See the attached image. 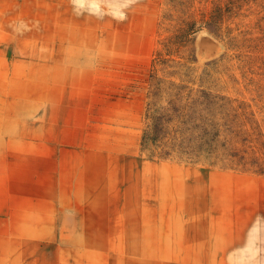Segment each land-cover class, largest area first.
I'll use <instances>...</instances> for the list:
<instances>
[{"label":"rangeland","instance_id":"374dc122","mask_svg":"<svg viewBox=\"0 0 264 264\" xmlns=\"http://www.w3.org/2000/svg\"><path fill=\"white\" fill-rule=\"evenodd\" d=\"M171 85L244 103L217 118L249 132L257 168L143 149ZM87 158L102 173L95 213L68 193ZM195 223H214L207 261L180 258ZM15 249L53 264H264V0H0V254Z\"/></svg>","mask_w":264,"mask_h":264},{"label":"trees","instance_id":"16d2710c","mask_svg":"<svg viewBox=\"0 0 264 264\" xmlns=\"http://www.w3.org/2000/svg\"><path fill=\"white\" fill-rule=\"evenodd\" d=\"M157 89L161 91L160 87ZM165 90L172 92L166 108L145 115L142 148L150 140L159 150L151 155L153 158L242 172L251 171L252 166L257 168L255 162L248 160L252 154L249 132L232 121L217 118L221 112L233 114L244 103L235 107L232 105L237 101L211 97L205 89L194 93L192 88L181 85H171Z\"/></svg>","mask_w":264,"mask_h":264},{"label":"crops","instance_id":"0c3cea01","mask_svg":"<svg viewBox=\"0 0 264 264\" xmlns=\"http://www.w3.org/2000/svg\"><path fill=\"white\" fill-rule=\"evenodd\" d=\"M20 157L22 150L18 152ZM73 158L69 160V163L73 164V168L75 171L78 170L79 165L82 164L80 162L79 156H72ZM87 162L83 164V169H81L79 174L73 180V185L71 186V182L69 185V194L80 198L81 200H85V210L88 212H100L101 210V196L102 192V173L100 170V162H95L91 158H87ZM62 182V191L58 192V194L65 195V184L62 180H58ZM115 191H117V182L115 179ZM116 193V192H115ZM55 211L66 210L64 204H62V209L56 206ZM88 223H94L93 221L88 220ZM86 222V223H87ZM221 228H228L229 226L224 225V223L220 224ZM214 223H195V230L194 235L197 237V243L192 245L191 254L184 256L182 255L180 258L185 259H195L200 261H207L213 257V252L209 251L210 244H211V237L213 231ZM16 244V243H15ZM14 244V245H15ZM195 245V247H194ZM14 248V246H13ZM208 249V250H207ZM227 255H223L221 258L230 259L231 253H225ZM236 256H240L239 253H234ZM2 252L0 254V264H53L55 257H43V256H34L30 255L31 257L27 256L24 252L20 250H16L15 252L9 253L8 256ZM57 259L67 260L69 262L70 259L77 258L78 260L82 261L81 263H73V264H85L83 259H85V255L83 253L78 254H63L56 257ZM161 258H165L161 256ZM67 262V264H68Z\"/></svg>","mask_w":264,"mask_h":264}]
</instances>
